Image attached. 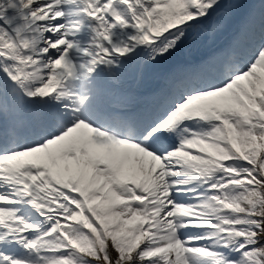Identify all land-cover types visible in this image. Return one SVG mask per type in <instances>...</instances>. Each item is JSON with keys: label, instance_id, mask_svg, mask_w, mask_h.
Masks as SVG:
<instances>
[{"label": "snow or ice", "instance_id": "obj_1", "mask_svg": "<svg viewBox=\"0 0 264 264\" xmlns=\"http://www.w3.org/2000/svg\"><path fill=\"white\" fill-rule=\"evenodd\" d=\"M0 264H264V0H0Z\"/></svg>", "mask_w": 264, "mask_h": 264}]
</instances>
